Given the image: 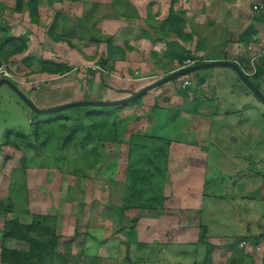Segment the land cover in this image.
<instances>
[{
	"label": "crops",
	"instance_id": "obj_1",
	"mask_svg": "<svg viewBox=\"0 0 264 264\" xmlns=\"http://www.w3.org/2000/svg\"><path fill=\"white\" fill-rule=\"evenodd\" d=\"M252 2L0 0V25L15 30L11 39L29 40L21 76L26 84L19 89L45 109L120 100L190 63L232 61L244 68L253 52L264 54V10L256 13ZM246 34L248 40L241 41ZM10 47L3 46L7 53ZM92 65L108 72L93 71ZM199 144L169 146L172 186L156 195L158 207L129 209L118 203L106 205L100 218L88 210L82 223L76 211L70 228L58 216L47 223L58 243L53 264L56 259L63 260L60 264H264V226L246 229L244 235L261 240L244 239L248 246L242 247L233 243L237 234L216 232L213 222L203 221L209 174L203 167L208 155ZM82 230L87 232L80 235ZM90 230L98 236H89Z\"/></svg>",
	"mask_w": 264,
	"mask_h": 264
},
{
	"label": "rangeland",
	"instance_id": "obj_2",
	"mask_svg": "<svg viewBox=\"0 0 264 264\" xmlns=\"http://www.w3.org/2000/svg\"><path fill=\"white\" fill-rule=\"evenodd\" d=\"M7 28L0 25V64L11 65L22 81L28 54L12 47L13 55L5 52L15 34ZM32 53L29 57L37 56ZM245 60L243 70L250 77L259 68L264 71L259 50ZM252 80L264 94V77ZM184 81L190 82L187 89ZM172 83L152 98L144 95L122 107L44 115L32 112L9 88H0V264H7L3 250H30L3 236L9 221L29 226L44 217L46 225L58 216L70 228L76 211L82 223L90 211L100 218L106 205L158 207L159 194L172 186L166 162L169 146L177 142H200L208 155V166L202 164L209 174L203 221L213 222L216 232L237 234L233 243L238 245L261 240L244 231L264 226V106L228 69L204 70ZM252 215L250 224L246 218ZM95 234L90 230L89 236Z\"/></svg>",
	"mask_w": 264,
	"mask_h": 264
},
{
	"label": "water",
	"instance_id": "obj_3",
	"mask_svg": "<svg viewBox=\"0 0 264 264\" xmlns=\"http://www.w3.org/2000/svg\"><path fill=\"white\" fill-rule=\"evenodd\" d=\"M228 69L233 71L237 77L244 83V85L249 89V91L259 100V102L264 106V94L263 92L256 86L253 80L245 73L243 68L236 62L232 61H209V62H201L195 63L193 65H189L183 67L177 71H174L160 80L142 88L141 90L132 93L126 98L116 100V101H79L68 104L59 105L53 108H45L40 109L34 103H32L28 97L15 85L13 82L9 80H1L0 88L7 87L11 91H13L30 109L32 112L38 115L44 114H57L64 110H68L71 108L78 107H122L131 103H134L142 96L146 95L150 91L162 87L166 84L175 82L181 78L190 76L194 73L210 70V69Z\"/></svg>",
	"mask_w": 264,
	"mask_h": 264
},
{
	"label": "trees",
	"instance_id": "obj_4",
	"mask_svg": "<svg viewBox=\"0 0 264 264\" xmlns=\"http://www.w3.org/2000/svg\"><path fill=\"white\" fill-rule=\"evenodd\" d=\"M20 5V2H19ZM249 34V33H247ZM247 34L241 38V41L248 40ZM7 45H10L15 53H22L27 50L31 44L26 38L20 39H8ZM264 75L262 68H259L258 73L255 76H251L252 79H260ZM11 133H9L10 135ZM18 134L17 137H20ZM42 221H46L45 218H39L32 225L22 226L15 221H9L5 225L3 236L6 239H14L21 243H26L30 246L28 252H19L13 250H3L2 258L7 264H53L54 251L57 246V238L53 236L51 229L47 228V225L42 224ZM38 235L39 238L34 235ZM49 263H47V261Z\"/></svg>",
	"mask_w": 264,
	"mask_h": 264
},
{
	"label": "built area",
	"instance_id": "obj_5",
	"mask_svg": "<svg viewBox=\"0 0 264 264\" xmlns=\"http://www.w3.org/2000/svg\"><path fill=\"white\" fill-rule=\"evenodd\" d=\"M252 10L255 11L256 13H260L262 10H264V0H252ZM195 63H190L186 66H189V65H193ZM185 66V67H186ZM91 69L93 71H96V72H101V73H106L108 72V70L105 68V67H102V66H98V65H92L91 66ZM247 74V73H246ZM248 75V74H247ZM249 76V75H248ZM250 77V76H249ZM1 80H9L11 82H13L15 85H25L26 83L25 82H22V81H19L17 80L16 77H14L13 75V72L11 71L10 69V66L7 65V64H2L0 66V81ZM188 86H190V82L189 81H184L183 83V86L182 88L183 89H187ZM241 246L242 247H247V242L246 241H243L241 243ZM256 250H259L258 248H256Z\"/></svg>",
	"mask_w": 264,
	"mask_h": 264
}]
</instances>
